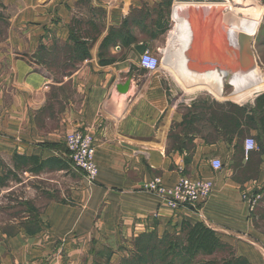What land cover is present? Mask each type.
I'll list each match as a JSON object with an SVG mask.
<instances>
[{
	"label": "crops",
	"instance_id": "obj_1",
	"mask_svg": "<svg viewBox=\"0 0 264 264\" xmlns=\"http://www.w3.org/2000/svg\"><path fill=\"white\" fill-rule=\"evenodd\" d=\"M142 4L149 14L160 0H0V264H127L141 236L177 234L183 221L264 264V92L245 105L188 97L193 81L183 89L168 72L176 61L140 69L134 47L159 58L163 38L148 36ZM95 8L106 27L65 25L94 20ZM184 21L186 33L197 27ZM127 35L136 43L121 46ZM78 131L95 141L93 183L66 158L65 136ZM248 138L257 149L246 155ZM180 177L210 181V195L174 211L143 190Z\"/></svg>",
	"mask_w": 264,
	"mask_h": 264
},
{
	"label": "bare ground",
	"instance_id": "obj_2",
	"mask_svg": "<svg viewBox=\"0 0 264 264\" xmlns=\"http://www.w3.org/2000/svg\"><path fill=\"white\" fill-rule=\"evenodd\" d=\"M176 7L178 9L174 8V21L177 27L175 32L173 31L171 46L165 51L163 62L165 69H167L166 67L172 61L181 64L185 60L187 64L189 60L186 54L190 46H192L193 41L197 36H201V34L211 37L228 47L236 45L238 35H244L254 40L262 17V9L258 7L254 0H233V4L215 3ZM230 7L232 8L231 11L227 12L226 10ZM195 12L200 13V15L198 17L193 16L196 15ZM180 19L183 20L182 24ZM186 19L190 26L197 25V27L176 38V32H182L187 27L184 26V20ZM212 25L215 27L214 30L212 29ZM218 66L217 62H213L209 63L208 69L205 71H201L200 73H193L191 71L192 76L190 75V77L197 79L193 80L194 85L186 90L187 94L194 95L196 92L209 93L220 99L218 97L222 94V86L227 85L233 86V100L239 102L252 98L254 94L264 92V73H261L257 67L249 75L237 77L225 67L219 69ZM214 68L221 73L219 75L215 73ZM208 70H211V73H207V76L204 77L203 73Z\"/></svg>",
	"mask_w": 264,
	"mask_h": 264
},
{
	"label": "rangeland",
	"instance_id": "obj_3",
	"mask_svg": "<svg viewBox=\"0 0 264 264\" xmlns=\"http://www.w3.org/2000/svg\"><path fill=\"white\" fill-rule=\"evenodd\" d=\"M168 1H170V7L168 9H166L164 7ZM254 1L258 5V7H260L262 9V17H261V21L259 24L260 26H258L259 29H257L256 35H255L254 40H253L252 51H253L254 58L256 61L257 69L261 73H264V0H254ZM142 3H144V2H142ZM215 3L233 4V0H160V6H163V9L162 8L160 9V7H158L157 9L152 7L151 12H149V14L144 11L146 8L145 4L141 5V10L139 13L136 14V16H139L141 18H146L148 20L151 17H155L157 15H162V17H164L167 21V30L163 34V38L161 39L162 40V44H161L162 46L160 47L162 50H161V54H160L159 58L162 60V65L164 62L165 51L168 49V47H170L171 38H172L173 33L175 32V29L177 27V25L174 21L175 15L173 14V10H174L175 6L177 4L201 5V4H215ZM231 9L232 8L230 7L226 11L227 12L231 11ZM91 14H93L94 20H92V17H90V16H86V17L83 16V17H79V18L72 17L68 20V22L65 25L67 27H71L74 29H88L91 27H93V28H98V27L104 28V27H106L107 24L110 23L109 20H106V11L103 10V8H95ZM91 14H89V15H91ZM172 14H173V16H172ZM207 14H209V13H207ZM121 21L123 22L124 19H122ZM53 22L54 21L51 20V24L47 23L46 26L52 25ZM180 22L182 24L183 20L180 19ZM121 26H122V24H121ZM212 27H213V25H212ZM212 29L214 30L215 27H213ZM184 30H186V29H184ZM184 40H185V38H184ZM194 42L195 41H193V43ZM214 69L216 71H218L216 68H214ZM168 72L178 76L181 83L183 84L182 85L183 89L186 88L184 86L183 81L185 82V85L187 82H189L190 85L192 84L191 82L193 81V78L190 79V75L192 76V74L188 70L185 60L181 64L178 63L173 68V72H171V71H168ZM186 90L187 89H185V91H184L185 93H187ZM233 91H234L233 86H227V85L222 86V91H221L222 94H221V96L218 97L221 100H217V98L215 96L208 94V93L196 92V94H194V95L202 94L207 99H211L213 101H219V102L226 101L227 103H232V104H236V105H245L248 102H250L254 96L256 97L257 95L261 94V93L254 94L252 98H249L245 101H239L238 102V101L233 100V97H232ZM194 95L187 94L188 97H191ZM78 173L81 174L80 172H78ZM258 201H260V200H258ZM168 235H172V234H168ZM168 237L169 236H166V234L160 235V236L157 235L156 244H152V241L150 242V238L148 236L142 238L140 241V244H137V246H135L136 251L139 253L138 254L135 251L137 253V255L135 256L137 258H135V260H140V264H170V263L175 264L174 262L172 263V261H170L169 259H167L163 255V252L165 249V244L168 241Z\"/></svg>",
	"mask_w": 264,
	"mask_h": 264
},
{
	"label": "built area",
	"instance_id": "obj_4",
	"mask_svg": "<svg viewBox=\"0 0 264 264\" xmlns=\"http://www.w3.org/2000/svg\"><path fill=\"white\" fill-rule=\"evenodd\" d=\"M162 60L152 53L145 51L139 56V68L147 73H155L161 68ZM252 146L248 147V142ZM64 145L66 149V158L71 168L80 172L85 180L93 183L97 177L98 169L95 163V141L94 138L83 132H73L65 136ZM257 149V145L252 138L244 141V153ZM210 167L213 171H219L223 165L219 160H212ZM213 185L210 181L201 178L180 177L171 187L163 184L160 178H153L143 184V190L146 193L160 198L168 208L176 211L181 208L194 207L206 200L212 191ZM244 201L248 200L250 207L254 206L257 197L248 198L242 196Z\"/></svg>",
	"mask_w": 264,
	"mask_h": 264
},
{
	"label": "trees",
	"instance_id": "obj_5",
	"mask_svg": "<svg viewBox=\"0 0 264 264\" xmlns=\"http://www.w3.org/2000/svg\"><path fill=\"white\" fill-rule=\"evenodd\" d=\"M170 7V1L165 4L166 9ZM163 9V6H160V9ZM147 21L144 18V22ZM127 22L124 21L121 23L123 26ZM148 22L154 28L149 32V37L151 39L156 38L157 36L163 35L167 30V21L162 15H157L153 18H149ZM125 39V40H124ZM120 41L121 46H130L131 44L136 43L134 37L128 36ZM256 99V101H258ZM264 134V129L262 125L261 129ZM20 161H28V163H36L37 160L33 157L24 158V157H15ZM1 181V178H0ZM150 238L152 244H156V238L153 235H147ZM168 241L165 244V249L163 255L174 262L175 264H250L242 257H236L232 249L221 242L217 237L214 231L207 228L201 223L191 224L187 221H183L181 224L180 231L177 234L168 235ZM146 236H141L138 241L135 243L140 244L142 238ZM152 238V239H151ZM155 240H154V239ZM136 251V249H135ZM137 252V251H136ZM138 253V252H137ZM139 254V253H138ZM211 256H216V258L207 260ZM129 260L127 264H140V260ZM171 264V263H170Z\"/></svg>",
	"mask_w": 264,
	"mask_h": 264
},
{
	"label": "water",
	"instance_id": "obj_6",
	"mask_svg": "<svg viewBox=\"0 0 264 264\" xmlns=\"http://www.w3.org/2000/svg\"><path fill=\"white\" fill-rule=\"evenodd\" d=\"M186 57L189 60L188 69L193 73H200L208 69L209 63L217 62L219 69L225 67L233 75L244 77L254 72L256 61L252 51L253 39L238 35L236 45L232 47L215 41L206 35L197 36ZM141 56L146 51L145 45L134 47Z\"/></svg>",
	"mask_w": 264,
	"mask_h": 264
},
{
	"label": "clouds",
	"instance_id": "obj_7",
	"mask_svg": "<svg viewBox=\"0 0 264 264\" xmlns=\"http://www.w3.org/2000/svg\"><path fill=\"white\" fill-rule=\"evenodd\" d=\"M247 146H248V147H251V146H252V142L249 141Z\"/></svg>",
	"mask_w": 264,
	"mask_h": 264
}]
</instances>
